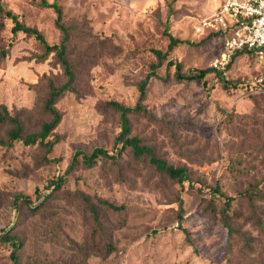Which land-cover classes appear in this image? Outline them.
<instances>
[{
  "label": "rangeland",
  "instance_id": "374dc122",
  "mask_svg": "<svg viewBox=\"0 0 264 264\" xmlns=\"http://www.w3.org/2000/svg\"><path fill=\"white\" fill-rule=\"evenodd\" d=\"M53 3L55 0H48ZM222 0H59L67 19L87 20L92 32L110 41L119 53L98 48L93 66L80 76L82 98L68 93L57 107L63 118L49 138L52 151L21 142L0 146V237L15 236L22 264H264V203L256 207L240 192L260 183L264 175V89L255 85L259 63L244 53L233 57L220 76L177 80L220 63V36L198 34L200 20L213 15ZM20 20L41 30L49 43L60 40L53 9L40 0H3ZM9 24L10 56L0 67V105L23 115L28 130H38L47 117L35 90L40 77L61 74L52 57L39 63L40 45ZM171 36L181 41L171 51ZM77 42V41H75ZM74 42V43H75ZM78 43H76L77 45ZM153 50L167 54L158 59ZM157 65L143 105L153 119L132 116V135L155 148L169 164L188 167L180 183L156 169L137 164L129 150L118 153L120 115L106 106L118 101L134 108L139 85ZM34 107L38 110L31 111ZM6 130L0 129V137ZM104 149L113 159L99 158L86 166L84 156ZM75 161L76 167L69 170ZM65 177L58 194L50 181ZM260 186V187H261ZM219 189L235 197L229 240L222 221ZM25 196L46 208L31 216L17 212L13 201ZM98 207L100 222L84 202ZM96 198L121 212L98 204ZM14 246L0 240V264H13Z\"/></svg>",
  "mask_w": 264,
  "mask_h": 264
},
{
  "label": "trees",
  "instance_id": "16d2710c",
  "mask_svg": "<svg viewBox=\"0 0 264 264\" xmlns=\"http://www.w3.org/2000/svg\"><path fill=\"white\" fill-rule=\"evenodd\" d=\"M40 6L43 8L53 9L56 18L54 21L55 27L60 32V40L57 43H49L44 33L36 27L29 26L20 20L19 15L13 10L9 9L0 0V67L3 65L5 60L10 56L12 49V40L6 39L3 33L8 31L9 24H12L10 32L13 36H17L19 33L24 34L27 37H33L40 45V55L33 57L31 60H35L39 63L46 62L52 57V66L61 69V74L45 73L43 74L38 83L33 85L36 91L43 92L44 95L37 101L40 106V112L46 115V119L43 120L38 127V130H28L23 119V115L26 114L27 110H22L20 113L12 114L6 105H0V129L6 130L4 137H0V146L6 148H12L15 143L21 142L25 146L39 145V147L52 151L57 141H51L49 138L53 132L59 126L62 121L63 114L58 109L57 105L59 101L66 96L68 93H73L77 97L82 98L83 96L89 95L80 90V76L82 75V69L89 65L93 66L97 55L95 51L98 48L109 50L110 55L114 56L119 53L116 46H110L107 39H102L96 36L90 27V23L84 20L81 23H77L74 19H67L64 14V9L60 5L59 0H55L50 3L48 0H40ZM208 35L220 36L219 33H210ZM77 41V42H75ZM75 42V43H74ZM181 41L171 36V43L169 45V51L177 46ZM76 43H78L76 45ZM154 56L162 60L167 58V54L160 50L152 51ZM251 55L248 51H241L237 54ZM256 58V56L251 55ZM257 59V58H256ZM177 66L176 78L177 80L195 81L202 80L208 73L214 72L220 78V82L228 87L229 83L224 77L220 76L222 72L217 71L215 68L201 70L193 74H182L181 66ZM157 65L152 66V71L146 76V78L139 85L140 97L134 108L127 107L118 101H109L106 106L116 111L120 115L122 131L119 134L116 144H122V147L118 153L122 155L123 151L129 150L132 154L133 160L142 165L143 167H149L156 169L161 175H166L168 178L183 183L188 180V167L179 166L175 167L168 163V161L159 156L154 147L149 146L143 142L138 136L132 135V116L145 117L153 119L152 114L143 105L146 97V91L152 78H155ZM259 70V68H258ZM260 72V71H259ZM38 110L34 107L31 111ZM99 158L113 159L104 149H97L92 154L84 156V162L86 166L95 165ZM76 167L75 161L71 163L69 170ZM263 185L256 183L254 186L247 188L245 191L239 193L245 199H247L253 207L257 206L258 202L264 203V175L262 176ZM65 177H58L50 181L48 188L52 189L51 193L58 194L62 191L65 183ZM261 186V187H260ZM212 197L220 199L223 202L224 208L222 210V221L225 228L228 231L229 240L235 238V234L238 232L237 228L232 224V210L233 203L236 198L232 196H226L219 189L212 191ZM46 199L41 201L37 205H33L25 196H17L13 201V207L17 212H24L31 216L46 208ZM98 204L105 205L106 207L121 212L124 210V206H116L108 201L100 198L95 199ZM84 202L92 211V215L96 222H100V214L98 207L91 199H84ZM1 241L10 242L14 246L12 254L13 264H22L19 256L16 253L20 245L19 239L15 236H9L4 234L0 237Z\"/></svg>",
  "mask_w": 264,
  "mask_h": 264
},
{
  "label": "built area",
  "instance_id": "2783aa9c",
  "mask_svg": "<svg viewBox=\"0 0 264 264\" xmlns=\"http://www.w3.org/2000/svg\"><path fill=\"white\" fill-rule=\"evenodd\" d=\"M198 34L219 33L224 52L217 71L225 69L236 53L248 51L256 56L260 76L255 85L264 89V0H222L217 11L195 27Z\"/></svg>",
  "mask_w": 264,
  "mask_h": 264
}]
</instances>
